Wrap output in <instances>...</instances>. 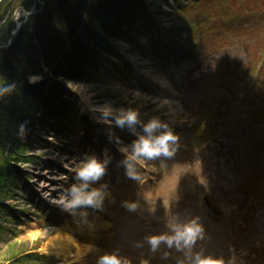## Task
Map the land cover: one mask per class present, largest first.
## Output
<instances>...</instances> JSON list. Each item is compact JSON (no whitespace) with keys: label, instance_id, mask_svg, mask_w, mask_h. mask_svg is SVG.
Here are the masks:
<instances>
[{"label":"rangeland","instance_id":"rangeland-1","mask_svg":"<svg viewBox=\"0 0 264 264\" xmlns=\"http://www.w3.org/2000/svg\"><path fill=\"white\" fill-rule=\"evenodd\" d=\"M56 1L16 0L12 30L35 4L28 18ZM146 2L154 25L143 22L131 42L115 44L119 57H109L104 81L67 82L77 112L39 129L26 160L12 162L14 176L0 179V264L62 263L68 253L40 249L77 221L95 232L93 251L70 264H97L113 251L133 264H177L200 250L264 264V0ZM122 108L138 109V120L118 125ZM153 117L179 133L180 148L137 163L141 176L130 177L121 149L131 152ZM91 155L109 158L105 174L89 181L107 184L103 205L65 209L59 197L72 198L71 184L82 182L76 166ZM195 215L206 235L191 251L166 241L152 250L147 236L171 233L173 223Z\"/></svg>","mask_w":264,"mask_h":264},{"label":"trees","instance_id":"trees-1","mask_svg":"<svg viewBox=\"0 0 264 264\" xmlns=\"http://www.w3.org/2000/svg\"><path fill=\"white\" fill-rule=\"evenodd\" d=\"M146 1L57 0L32 14L13 43L0 48L1 76L16 83L0 97V179L14 176L12 162L26 160L36 131L77 112L67 82L104 81L109 57H119L114 44L131 42L146 21L154 25ZM16 8V0L0 1V45L9 39ZM34 75L42 80L32 84Z\"/></svg>","mask_w":264,"mask_h":264},{"label":"clouds","instance_id":"clouds-1","mask_svg":"<svg viewBox=\"0 0 264 264\" xmlns=\"http://www.w3.org/2000/svg\"><path fill=\"white\" fill-rule=\"evenodd\" d=\"M38 77H31L35 81ZM16 88L15 82H9L7 78L0 76V97L9 93ZM100 111L105 117L112 115L110 107H102ZM138 120V109L127 108L120 109V115L115 117V122L124 126L125 122L129 125L134 124ZM111 123L112 121H106ZM23 127V125H21ZM146 135L141 134L137 140L133 142L131 152L126 147L121 151L127 153L124 159L126 164L127 175L138 178L141 173L136 170V164L146 165V159H153L160 156H172L180 148V135L166 122L157 117L151 118L143 125ZM161 129L156 132L155 130ZM109 158L103 160L96 155H91L87 159L81 161L75 169L76 177L82 180L81 183H73L70 186L71 199H68L63 193L60 195L58 203L62 204L65 209H71L78 205H93L102 207L103 200L107 193L105 188L107 184L101 187H91L89 181L99 180L106 172V165ZM135 162V163H134ZM87 190L86 189H89ZM129 209L137 207L136 202H124ZM173 231L171 233H156L146 237L150 243L152 250H155L161 243L166 241L171 248L173 245L177 249H187L191 251L198 239H203L206 235V229L201 222L199 215L192 216L191 219L184 222H175L171 225ZM141 243L140 241L137 242ZM168 253H165L167 255ZM97 264H133L132 260L126 256H122L118 251L106 252L102 254ZM140 264H150L147 258L141 260ZM177 264H235V257L225 258L223 255L217 256L211 253L205 254L203 250L196 251L194 255L188 256L186 259H180Z\"/></svg>","mask_w":264,"mask_h":264},{"label":"bare ground","instance_id":"bare-ground-1","mask_svg":"<svg viewBox=\"0 0 264 264\" xmlns=\"http://www.w3.org/2000/svg\"><path fill=\"white\" fill-rule=\"evenodd\" d=\"M33 7L36 8V4ZM25 22L26 21H24V23ZM24 23H21L20 25L22 26ZM17 28H14L13 30H12V28L10 29L9 39L5 45H0L1 49L2 48H8L13 43V41H12V43H10L11 37L13 36V40H14V37L17 35V33L21 29L20 28L17 31L16 30ZM0 71H1V68H0ZM34 76H36L38 78L35 81H32L31 77H33V76H31L29 81L32 84H36L42 80V77H41L42 75H34ZM102 222H104V221L103 220H101L100 222L97 221V222H95V224H96V226L100 227L101 229H104V228H106V224H104V223H107V222H104V223H102ZM86 228L88 229L90 227L87 226L86 224L82 223V222L77 221V222H75L73 228L70 226H67V227L63 228L62 230H59L56 234H54L51 238H49L48 241L45 243V245L40 249V251L42 253H47V254H50L52 256H57V257L62 255V254L68 253L70 258L68 256L65 257L64 259H62V263H60V264H70V263H73L75 261H80L88 252L93 251L92 240L95 237L94 236L95 232L93 230L87 231ZM39 233L40 232H34L31 234V236L36 237L37 235H39ZM83 238L85 239L86 242H84V245H81L80 242H78V241L83 239Z\"/></svg>","mask_w":264,"mask_h":264},{"label":"water","instance_id":"water-1","mask_svg":"<svg viewBox=\"0 0 264 264\" xmlns=\"http://www.w3.org/2000/svg\"><path fill=\"white\" fill-rule=\"evenodd\" d=\"M34 10H35V8L33 7L30 11L33 12ZM31 12L26 13V16H27L26 19H28V16H29V14H30ZM26 19H25V20H26ZM21 27H22V26L19 25L18 28H17L16 30L18 31ZM12 41H13V36L11 37V41H10V43H12Z\"/></svg>","mask_w":264,"mask_h":264}]
</instances>
